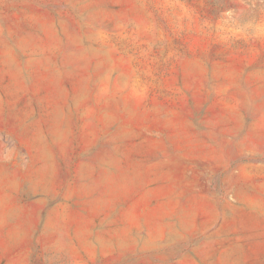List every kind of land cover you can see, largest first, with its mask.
<instances>
[{
	"label": "rangeland",
	"instance_id": "obj_1",
	"mask_svg": "<svg viewBox=\"0 0 264 264\" xmlns=\"http://www.w3.org/2000/svg\"><path fill=\"white\" fill-rule=\"evenodd\" d=\"M0 264H264V0H0Z\"/></svg>",
	"mask_w": 264,
	"mask_h": 264
}]
</instances>
